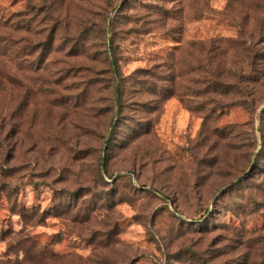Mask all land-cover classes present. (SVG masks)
Wrapping results in <instances>:
<instances>
[{
    "label": "rangeland",
    "instance_id": "rangeland-1",
    "mask_svg": "<svg viewBox=\"0 0 264 264\" xmlns=\"http://www.w3.org/2000/svg\"><path fill=\"white\" fill-rule=\"evenodd\" d=\"M264 0H0V264H264Z\"/></svg>",
    "mask_w": 264,
    "mask_h": 264
},
{
    "label": "trees",
    "instance_id": "trees-1",
    "mask_svg": "<svg viewBox=\"0 0 264 264\" xmlns=\"http://www.w3.org/2000/svg\"><path fill=\"white\" fill-rule=\"evenodd\" d=\"M264 263V262H263Z\"/></svg>",
    "mask_w": 264,
    "mask_h": 264
}]
</instances>
